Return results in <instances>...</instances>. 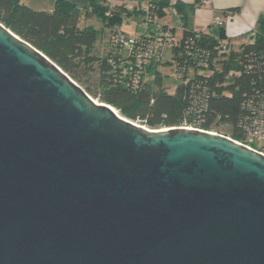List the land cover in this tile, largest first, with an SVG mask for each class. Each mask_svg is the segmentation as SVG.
<instances>
[{
  "label": "water",
  "instance_id": "95a60500",
  "mask_svg": "<svg viewBox=\"0 0 264 264\" xmlns=\"http://www.w3.org/2000/svg\"><path fill=\"white\" fill-rule=\"evenodd\" d=\"M0 264H264V153L135 124L0 22Z\"/></svg>",
  "mask_w": 264,
  "mask_h": 264
},
{
  "label": "trees",
  "instance_id": "16d2710c",
  "mask_svg": "<svg viewBox=\"0 0 264 264\" xmlns=\"http://www.w3.org/2000/svg\"><path fill=\"white\" fill-rule=\"evenodd\" d=\"M102 2L105 1L94 0L89 6L80 7L67 0H56L53 10L47 11L34 9L22 0H0V22L82 84L87 85L88 78L83 77L88 70H98L101 102L113 105L127 118L151 128L186 123L216 130L225 125L227 135L263 150L248 140L247 133L255 127L248 103L264 95V32L259 31L253 41L238 46L230 42V47L223 50L221 40L227 37L224 27L219 36L190 28L189 15L195 4L153 0L151 11L156 22L150 20L141 34L154 38L160 26L171 27L175 37L176 28L162 22L168 7L179 15L183 32L170 45L173 58L164 62L152 57L143 67L139 83L134 84L135 73L126 71L129 62L123 48L109 39L108 52L97 55L96 44L102 36L92 25L80 26V20L93 14L105 26L115 29L125 19L145 11L121 4L110 8V4ZM161 65L170 66L179 77L173 90L166 86L168 75L160 69ZM87 90L92 93L89 86Z\"/></svg>",
  "mask_w": 264,
  "mask_h": 264
},
{
  "label": "crops",
  "instance_id": "0c3cea01",
  "mask_svg": "<svg viewBox=\"0 0 264 264\" xmlns=\"http://www.w3.org/2000/svg\"><path fill=\"white\" fill-rule=\"evenodd\" d=\"M56 0H22L26 5L39 10L52 11ZM77 6H89L94 0H67ZM125 1L138 2L137 0H114V5H120ZM136 1V2H135ZM171 3L183 2L187 6L195 4V8L190 12V28L195 31H202L211 36H219L221 27L226 30L227 37L222 41L233 43L235 46L249 41L254 34L259 31L264 32V0H169ZM180 29L167 21L162 22L176 28V38L183 32V25L179 15L174 10ZM167 15V13H166ZM165 15V16H166ZM220 17L225 20V25L220 26L214 23V19ZM153 27V25H151ZM144 31L147 29L144 23ZM122 29L121 27H119ZM114 28H111V34ZM136 34V33H135ZM110 39V38H109Z\"/></svg>",
  "mask_w": 264,
  "mask_h": 264
},
{
  "label": "built area",
  "instance_id": "2783aa9c",
  "mask_svg": "<svg viewBox=\"0 0 264 264\" xmlns=\"http://www.w3.org/2000/svg\"><path fill=\"white\" fill-rule=\"evenodd\" d=\"M104 1L107 4L116 6L114 5L115 4L114 0H104ZM205 1H208V0H205ZM152 2L153 0H150V2H147L141 8V9H144L145 11L141 15L143 16V22L145 23L146 26L148 25L150 20H153V21L155 20L156 22V17L153 16V13L151 11V8L153 6ZM121 5H125L129 9L135 8L136 6V5L134 6L133 2L131 1H125L121 3ZM130 18L131 17L127 19H130ZM214 23L220 26H224L225 20H223L220 17H216L214 19ZM256 35L257 33L254 34L253 37L249 41H253ZM175 38L176 37L172 36L171 27H168L167 29H165V28H160V26L157 27L154 38L149 34L144 35V36L141 33L130 35L122 31V29H120L119 27H116L110 36V40L114 45L120 48H123L124 50L123 54L127 57L126 61L129 62V67L126 68V71L135 73L134 84L139 83L141 72L145 64L147 62H150L151 58L154 56L158 58H162L165 47L175 42ZM220 47L223 50H227L228 47H230V42L221 40ZM130 58L133 60L131 61ZM177 78L179 82V77L177 76ZM248 105H249L250 110L252 111L251 121H253V124L255 125V127L248 129L247 137H249L251 139L250 141H252L251 135L259 134L260 142L263 143L261 144H262V147L264 148V95L260 96L259 99H257V101L255 102L253 101L249 102ZM182 126L195 127L193 125H189L186 123L183 124ZM246 145L254 148L253 146H251L250 143ZM257 150L264 153V149L263 150L257 149Z\"/></svg>",
  "mask_w": 264,
  "mask_h": 264
},
{
  "label": "rangeland",
  "instance_id": "374dc122",
  "mask_svg": "<svg viewBox=\"0 0 264 264\" xmlns=\"http://www.w3.org/2000/svg\"><path fill=\"white\" fill-rule=\"evenodd\" d=\"M136 2V1H135ZM103 4L107 5L106 2H102ZM146 4V1H138V3H134L133 5L135 6L136 9H141L142 6H144ZM110 8H113L114 6L110 4L109 6ZM166 13L167 15L164 16L163 21H167L170 24H173L175 26L178 27V30L180 29V24L177 22L178 18H176L175 13L171 10V8H167L166 9ZM177 20V21H176ZM87 25H92L94 26L96 29H98V31L100 32V36H102V38L98 39V43L96 44V48H95V53L97 55H103L106 54L109 50V38L111 36V27L109 26H105L104 22L102 19H100L99 17H96L93 14L89 15V18H82L80 20V26L84 27ZM144 22H143V16L142 15H133L131 16L130 19H125L120 25H118L117 27H121L122 31H124L127 34L130 35H134L135 33H141L144 31ZM147 28V27H146ZM102 33V35H101ZM173 58V51H172V47L170 45H167L165 47V50L163 52L162 55V59L163 61H167V60H171ZM87 69V68H86ZM164 73H166L168 76L166 77V86L168 89L173 90L174 86L178 83V78L176 76V73L174 71L173 68H171L170 66H166V65H161L160 68ZM85 70V69H84ZM88 78V82L87 85L82 84L78 81H75L81 85L87 92V88L88 86L90 87V89L92 90L91 92H88L93 98L98 99L101 101L100 99V90L98 88V82H99V72L98 70H88L87 73H85V76L83 77V79ZM120 112L122 113V111L120 110ZM123 115V113H122ZM130 119V118H129ZM132 120V119H131ZM137 123L144 124L141 121H137V120H133ZM148 126V125H146ZM150 127V126H148ZM218 130V131H216ZM216 132L222 133L227 135L228 130H227V126L222 125L217 127ZM254 135V136H253ZM251 135L252 137V141L255 142L257 144L258 147L262 146V142H260V138H259V134L255 135L253 134ZM229 136V135H227ZM231 137V136H230ZM248 140H251L248 137ZM262 143V144H261ZM262 148V147H261ZM264 149V148H262Z\"/></svg>",
  "mask_w": 264,
  "mask_h": 264
},
{
  "label": "bare ground",
  "instance_id": "6f19581e",
  "mask_svg": "<svg viewBox=\"0 0 264 264\" xmlns=\"http://www.w3.org/2000/svg\"><path fill=\"white\" fill-rule=\"evenodd\" d=\"M95 99V98H94ZM97 102H99V103H105V102H101L100 100H98V99H95ZM108 104V103H107ZM112 109H114L118 114H121L122 115V113L120 112V110L119 109H117L116 107H114L113 105H111V104H108ZM124 116V115H123ZM126 117V116H125ZM135 122V121H134ZM135 124H140V123H137V122H135ZM143 125V124H142ZM144 126H146V125H144ZM148 127V126H147Z\"/></svg>",
  "mask_w": 264,
  "mask_h": 264
}]
</instances>
